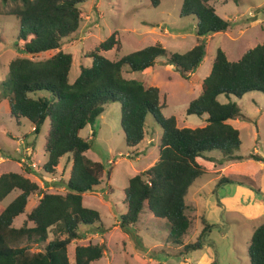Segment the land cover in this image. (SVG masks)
I'll return each instance as SVG.
<instances>
[{
    "label": "trees",
    "instance_id": "obj_1",
    "mask_svg": "<svg viewBox=\"0 0 264 264\" xmlns=\"http://www.w3.org/2000/svg\"><path fill=\"white\" fill-rule=\"evenodd\" d=\"M146 1L152 7H158L161 2ZM214 1L182 0L180 17L196 20L197 44L190 51L169 55L156 44L112 61L101 54L113 48L120 50V42L111 35L89 54L91 67H81L78 78L71 84L73 59L61 49L63 41L77 32L81 22L80 6L86 0H0L1 6H10L7 15L18 22L16 41L23 43L20 51L27 56L9 63L8 79L0 84L10 116L16 122L28 120L36 135L48 123L45 173H55L64 157H69L71 162L64 194L43 193L24 175L0 176V203L12 192H20L7 207L0 206V264H71L68 246L82 239L80 229L101 225L99 213L83 205V195L101 186L104 167L86 157L95 134L85 140L80 133L92 127L105 108L113 104L120 106L125 145L132 151L129 158L138 156L136 149L145 138L148 116L162 130L158 160L148 170L128 180L123 191L126 213L118 226L128 234L147 211L155 219L166 222L169 232L166 244L182 246L193 223L185 201L193 184L206 174L199 161L213 162L206 154L214 152L225 160L241 159L234 156L241 147L239 131L227 122H248L249 119L230 100H241L249 93L264 95V42L248 50L237 62H229L225 54L217 50L200 95L186 110L187 116L206 115L204 128L180 129L174 117L164 118L161 110L165 105L160 103L158 88L125 78L123 68L127 67L130 73H140L153 68L157 59L169 56V64L175 67L181 79L188 81L203 62L206 37L225 33L231 26L216 14L210 5ZM230 1L236 6L240 2ZM53 51L57 53L45 60H32ZM221 96L228 102L220 103ZM250 158L262 161L256 155ZM226 183L255 188L251 178L241 177L221 178L217 187ZM37 194L41 196L37 205L25 216L23 225L15 228V220L26 212L29 197ZM201 220L203 235L211 226L205 218ZM49 235L53 237L50 241ZM35 248L38 251H34ZM202 248L199 237L195 243L184 245L183 255ZM106 252L105 242L76 246L73 264L98 262ZM247 253L250 264H264V224L254 229Z\"/></svg>",
    "mask_w": 264,
    "mask_h": 264
},
{
    "label": "rangeland",
    "instance_id": "obj_2",
    "mask_svg": "<svg viewBox=\"0 0 264 264\" xmlns=\"http://www.w3.org/2000/svg\"><path fill=\"white\" fill-rule=\"evenodd\" d=\"M224 2V0H216L215 11L220 18L231 23V29L225 33L206 37L203 62L189 76L188 81L181 79L175 67L169 64V56L157 59L153 68L140 73H130L127 67L123 68L125 78L158 88L160 103L165 105L161 110L163 117H174L179 128L197 129L206 125L205 116H187L186 110L189 103L199 95L202 80L209 76L217 50L221 49L226 53L230 62H237L246 51L264 41V0H240L238 6L230 0L226 4H223ZM181 4L182 0H161L158 7H152L146 0H86L80 6L81 22L77 32L63 41L61 49L73 59L69 75L70 83H74L78 78L81 67H91L92 60L87 57L111 35H115L120 42V50L113 48L101 54L112 61L156 44H160L169 55L184 54L193 49L197 44L196 20L180 17ZM9 8V5L7 7L0 5V84L8 79L9 63L16 58L27 57L20 51L23 43L16 41L18 22L14 17L7 15ZM56 53L57 51H53L31 59L45 60ZM3 91L1 85L0 176L7 173L24 175L36 183L43 193L64 194V186L71 170L70 158L61 159L55 173H45L43 167L47 157L44 153V144L48 123L36 135L28 120L20 119L16 122L10 117L7 102L2 101ZM218 100L222 104L228 102L223 96ZM230 101L238 105L250 122L236 120L233 123L238 128L242 144L234 155H238L241 159L229 163L231 169L225 178L230 180L232 177H254L262 193L264 171L250 158V154L254 148H258L260 155H264V95L249 93L241 100L231 98ZM103 116L97 118L92 127L89 126L80 133L85 140L91 139L92 133L95 134L86 157L104 167L101 186L93 193H86L83 196V205L99 213L101 225L80 229V233L83 234L82 239L68 246L71 264L74 262L76 246L94 245L98 240L106 242L108 254L92 264L131 262L135 264L134 261L137 264H146L149 259L153 264H250L247 248L252 236L251 230L252 227L264 223V216L248 224L240 212L231 213L232 210H228L222 219L225 222L230 220L231 228L226 231V238L221 239V233L216 231L213 235L215 241L213 246L207 247L204 251L203 249L191 251L186 255H183L184 244L195 243L199 237L202 244H206L208 236L201 235L203 226L200 219L193 221L192 228L183 238L182 246L166 244L169 233L166 222L155 219L149 212L141 215L138 223L131 228V231L129 230V235L120 230L118 222L126 213L123 191L130 178L148 170L158 160L162 130L151 116H148L145 138L136 149L138 156L129 158L132 151L125 145L119 104L107 106ZM32 148L33 152L32 150L25 152V149ZM214 154L220 153L214 152ZM196 185L197 187L206 185L205 195L199 202L197 216L204 213L210 226L220 224L222 210L216 213L208 204L209 201L217 203L216 196L210 193L211 190L216 189L215 177L205 176ZM236 186L239 185L233 184L216 192L221 195L229 191L232 195ZM255 190L256 196L264 200L263 195L256 193L258 189ZM19 194L18 190L12 192L0 203V206L7 207ZM40 197L39 194L29 197L26 212L15 220V228L23 225L25 216L38 203ZM187 201L190 202L191 198ZM227 224L226 222V229ZM101 230L104 239L95 236L97 233L102 234ZM52 239V235H49L48 241ZM34 251H38V248ZM205 255L209 259H204Z\"/></svg>",
    "mask_w": 264,
    "mask_h": 264
},
{
    "label": "crops",
    "instance_id": "obj_3",
    "mask_svg": "<svg viewBox=\"0 0 264 264\" xmlns=\"http://www.w3.org/2000/svg\"><path fill=\"white\" fill-rule=\"evenodd\" d=\"M216 1V0H215ZM215 1L214 2H211L210 3V5L211 6H213L214 7V4H215ZM225 2L223 3V4H226L227 3V1H229V0H224ZM220 3V2H219ZM214 9H215V7H214ZM252 17H253V15H252ZM251 17V18H252ZM224 20V19H223ZM230 23V22H229ZM195 25H196V21H195ZM230 25H231V23H230ZM231 29V26H230V28L228 29V31ZM216 35V34H215ZM213 36V35H212ZM208 37H210V36H208ZM264 42V41H263ZM262 42V43H263ZM197 43V42H196ZM261 43V44H262ZM258 45H260V44H258ZM253 49V48H252ZM206 50V49H205ZM221 50V49H220ZM251 50V49H250ZM222 51V50H221ZM223 52V51H222ZM247 52V51H246ZM245 52V53H246ZM224 53V52H223ZM244 53V54H245ZM225 54V56H226V58H227V55H226V53H224ZM243 54V55H244ZM242 55V56H243ZM241 59V58H240ZM239 59V60H240ZM228 60V59H227ZM229 61V60H228ZM230 62V61H229ZM208 77V76H207ZM202 82H203V80H202ZM202 82L200 83V92H199V95H200V93H201V85H202ZM198 95V96H199ZM197 96V97H198ZM2 101H6V100H4L3 98H2ZM7 102V101H6ZM7 104H8V102H7ZM8 109H9V105H8ZM106 109H107V107L105 108V111L103 112V114L99 117V118H103L104 116V114H105V112H106ZM10 111V110H9ZM10 113V112H9ZM243 115V114H242ZM205 117H206V119L205 120H207V116L206 115H204ZM244 116V115H243ZM11 117V116H10ZM245 117V116H244ZM245 118H247V117H245ZM248 119V118H247ZM233 121V122H232ZM236 120H231V121H228L227 123L229 124V125H231L234 129H238L237 127H235L234 125H233V123L235 122ZM248 122H250V119H249V121ZM176 125H177V127L179 128V126H178V123H177V121H176ZM206 126V125H205ZM205 126H203L202 128H204ZM33 129V128H32ZM86 129V128H85ZM181 129V128H180ZM190 129V128H189ZM240 134V133H239ZM21 142H22V140H21ZM241 146H242V144H241ZM29 150H32V152H33V148L32 149H25V152L26 151H29ZM251 155H256V156H259L261 159H262V161H254L256 164H258V166L260 167V168H262L263 169V171H264V155L263 156H261L260 155V151H259V149L258 148H254L253 149V151L251 152V154H250V157H251ZM33 156V158H34V155H32ZM235 157H239L238 155H234ZM206 157L207 158H211V159H213V162H211V163H209V162H206V161H204V160H200V161H204V162H201L200 163V161H199V163H200V165L206 170V174H205V176L207 177V176H210V175H212V176H214L215 177V181H216V189L215 190H211V195H215L216 196V201H217V203L216 202H211V201H209L208 202V204L213 208V211L214 212H216L217 213V211H219V210H222V216H221V219H219L220 220V224H214V225H211V229L210 230H207L204 234L205 235H207L208 237H207V241H206V244L205 245H203V250L202 251H204L207 247H209V246H213V243L215 242L214 241V238H213V235L215 234V232L216 231H218V232H220L221 233V236H220V238L221 239H225L226 238V236H227V233H226V231L228 230V229H230L231 228V225H230V220H226V222L228 223L227 224V226H228V228L226 229L225 228V225H226V222L225 221H223L222 219L224 218V215L228 212V210H232V211H230L231 213L232 212H235V211H237V212H240L241 213V215L245 218V222L246 223H250V222H252V221H254V220H256V219H260L262 216H264V200L262 199V197L260 198H258L257 196H256V194H255V189H258V191L256 192L258 195H263V197H264V191L262 192V193H260V185H259V183L257 182V181H255L253 178H251L252 180H253V182L255 183V188H253V187H249V186H245V185H243V186H236V190H234L233 191V194L232 195H230V192L228 191H226V193H224V194H221V195H219L218 194V192H216L218 189H220V190H224V188H228L229 186H231V185H233V184H223V185H221L220 186V188H218L217 187V184H218V182H219V180L221 179V178H225L226 177V175L229 173V171H230V169H231V165H229V163H231L232 162V160H225V158L221 155V154H214V153H209V154H206ZM33 158H31V160L33 159ZM1 161V160H0ZM235 161V160H234ZM237 161V160H236ZM155 164V163H154ZM205 176H203V177H205ZM202 177V178H203ZM234 178H239V177H232V178H230V179H234ZM200 179L201 178H199L194 184H193V186L191 187V189H190V191H189V194H188V196H187V198H186V201H185V204H186V207H187V214L189 215V217L190 218H192L191 219V222H193V221H195V220H197V219H200V222H201V225H202V220H201V218H205V220L207 221V218H206V215L203 213V215H201V216H197V212H198V206H199V202L203 199V196L205 195V192H204V189L206 188V185H204V186H201V187H197V185H196V183L197 182H200ZM209 183H212V182H209ZM193 188H196L195 190H192ZM84 196V195H83ZM188 198H191V201L190 202H188L187 201V199ZM37 204H35L34 206H33V208L36 206ZM32 208V209H33ZM31 209V210H32ZM144 214V213H143ZM145 214H149V213H147V211L145 212ZM192 215H193V217H192ZM141 217V216H140ZM152 217V216H151ZM153 218V217H152ZM140 219V218H139ZM159 221H161V220H159ZM207 224L210 226V223L207 221ZM264 224V223H263ZM262 225V224H261ZM192 226H193V223H192ZM260 226V225H259ZM258 226H255V227H252V230H251V235H252V233H253V231H254V229L255 228H257ZM192 228V227H191ZM190 228V229H191ZM190 229H189V231H190ZM188 231V232H189ZM202 232V231H201ZM101 233V232H100ZM188 234V233H187ZM96 237H98V236H101L102 238L104 237V234L102 233V234H96L95 235ZM186 236V235H185ZM128 236L126 235V237L125 238H127ZM104 239V238H103ZM95 240V239H94ZM98 244H99V242H105V241H103V240H98V241H96ZM207 243H209V244H207ZM105 244H106V242H105ZM183 244H184V242H183ZM189 243H187V244H184V245H188ZM108 248V247H107ZM201 251V250H200ZM105 254H108L107 252L105 253ZM103 259V258H102ZM204 259H209L208 257H207V255H205L204 256ZM134 260V259H133ZM134 263L135 264H137L136 263V261H134ZM153 264V261H151L150 259L148 260V262L146 263V264ZM126 264H133L132 262L131 263H126ZM203 264H207V263H203Z\"/></svg>",
    "mask_w": 264,
    "mask_h": 264
}]
</instances>
